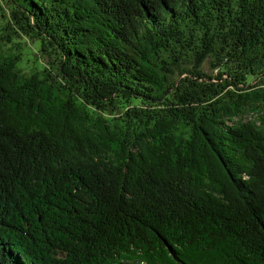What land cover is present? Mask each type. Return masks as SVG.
Returning <instances> with one entry per match:
<instances>
[{
    "label": "trees",
    "instance_id": "obj_1",
    "mask_svg": "<svg viewBox=\"0 0 264 264\" xmlns=\"http://www.w3.org/2000/svg\"><path fill=\"white\" fill-rule=\"evenodd\" d=\"M0 1V264H264V0Z\"/></svg>",
    "mask_w": 264,
    "mask_h": 264
},
{
    "label": "rangeland",
    "instance_id": "obj_2",
    "mask_svg": "<svg viewBox=\"0 0 264 264\" xmlns=\"http://www.w3.org/2000/svg\"><path fill=\"white\" fill-rule=\"evenodd\" d=\"M1 4H3V2L0 1V5ZM1 28L2 21L0 20V33ZM13 32L15 31L13 30ZM11 42L12 43L5 44L3 41H0V52L3 55H9L14 53L18 54L19 62L17 64V67L22 73L30 74L41 67V64L38 63L35 57V44H32L30 43V41H26L22 38H12ZM38 64L40 65V67H38Z\"/></svg>",
    "mask_w": 264,
    "mask_h": 264
}]
</instances>
